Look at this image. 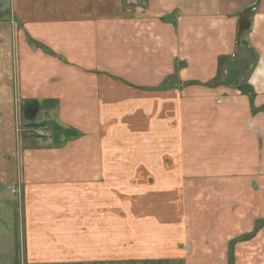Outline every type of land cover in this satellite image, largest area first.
<instances>
[{"label": "crops", "instance_id": "crops-1", "mask_svg": "<svg viewBox=\"0 0 264 264\" xmlns=\"http://www.w3.org/2000/svg\"><path fill=\"white\" fill-rule=\"evenodd\" d=\"M263 107L264 0H0V264H264Z\"/></svg>", "mask_w": 264, "mask_h": 264}, {"label": "rangeland", "instance_id": "rangeland-1", "mask_svg": "<svg viewBox=\"0 0 264 264\" xmlns=\"http://www.w3.org/2000/svg\"><path fill=\"white\" fill-rule=\"evenodd\" d=\"M29 103H30L29 105H31L33 103V101H30ZM24 105L22 106V109H21L23 115H24V112L27 110V109L24 108ZM52 117H54L53 114L51 115V114H47V113H44V112L42 114H38V116H37L38 120L43 121V123L48 126L47 128H45L43 126L36 127L34 125H32L30 128H29V126H26V130L29 131V132L32 131L31 130L32 128L36 130L35 131L36 138H34V139H35L37 144L43 145L46 142L54 141L53 138L47 137V134H48L47 131L51 130V126H53V123H54V120H53ZM37 119L35 120V122H39ZM26 124H29L28 120H27ZM52 130H57V129L52 128ZM39 132H41L42 135H40ZM44 133H46V135H43ZM123 157L125 158V155ZM10 190H11V192H13L12 191V187H10ZM13 193L10 194V191H9L10 195L7 198H11ZM16 196H17V198L19 200V193L16 194ZM16 203L18 204V201ZM262 204H264V200H263ZM16 207H17V205H16ZM22 221H23V219H22ZM263 228H264V217H261V218L259 217V219H257L256 222H255L254 235L258 234V233L260 234V232H261V230ZM23 235H24V231H23V228H22V229L19 230V232L17 234V237H18V239H17L18 240L17 251L19 252L18 257L20 259L18 264H26V262L24 260V256H23L24 255V248H21V243L23 244V242H22Z\"/></svg>", "mask_w": 264, "mask_h": 264}, {"label": "water", "instance_id": "water-1", "mask_svg": "<svg viewBox=\"0 0 264 264\" xmlns=\"http://www.w3.org/2000/svg\"><path fill=\"white\" fill-rule=\"evenodd\" d=\"M37 112H38V108L37 107L34 108L33 105H30L26 110V115L31 119H34L37 115Z\"/></svg>", "mask_w": 264, "mask_h": 264}, {"label": "trees", "instance_id": "trees-1", "mask_svg": "<svg viewBox=\"0 0 264 264\" xmlns=\"http://www.w3.org/2000/svg\"><path fill=\"white\" fill-rule=\"evenodd\" d=\"M243 30H241V33H242ZM248 92H250L251 96L253 97V92L250 90L249 86L247 88H245ZM264 109V107H263Z\"/></svg>", "mask_w": 264, "mask_h": 264}, {"label": "built area", "instance_id": "built-area-1", "mask_svg": "<svg viewBox=\"0 0 264 264\" xmlns=\"http://www.w3.org/2000/svg\"><path fill=\"white\" fill-rule=\"evenodd\" d=\"M12 191L15 192V193H16V192H17V193H20V188H12Z\"/></svg>", "mask_w": 264, "mask_h": 264}]
</instances>
